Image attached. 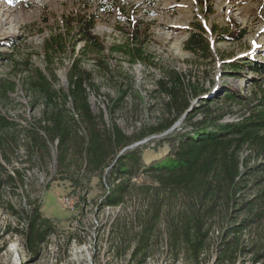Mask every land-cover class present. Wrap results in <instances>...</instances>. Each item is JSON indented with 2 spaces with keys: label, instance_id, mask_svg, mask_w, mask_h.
Segmentation results:
<instances>
[{
  "label": "rangeland",
  "instance_id": "obj_1",
  "mask_svg": "<svg viewBox=\"0 0 264 264\" xmlns=\"http://www.w3.org/2000/svg\"><path fill=\"white\" fill-rule=\"evenodd\" d=\"M88 18H93L92 34L105 47L99 55L80 54L81 43L73 44L77 23ZM197 23L211 41L214 62L183 49ZM212 27L242 37L226 40L212 35ZM51 37L61 40L65 50L48 66L42 47ZM126 43L140 48L139 59L130 62L126 54L110 50ZM0 53L7 56L0 61V77L16 84L15 91L0 101L1 116L19 126L35 124L42 107L22 86L28 74L23 65L40 69L55 89H65L67 69L77 57L97 87L88 89L97 128L116 125L127 137H140L127 149L141 148V158L127 177L136 189L121 203L104 205L110 191L107 170L102 176L87 175L75 153L59 164L56 144L48 147L49 156L44 153L40 159L28 158L22 147H6L10 163L4 167L13 175L17 169L23 183L0 186V264H264V210L257 208L260 218L245 227L248 216L239 210L256 194L257 176L249 178L232 218L220 214L211 221L197 262L189 260L184 246L171 248L168 242L167 227L175 221L177 207L163 213L145 248L136 252L148 205L141 187L154 185L145 167L167 154L163 140L177 132L190 133L193 123L203 117V105L222 115L223 121L234 122L260 100L264 73L249 66H264V0H0ZM230 62L240 68H224L223 63ZM171 70L204 92L200 98H190L189 119L185 113L163 133L151 135L153 128L174 117L156 86ZM119 82L125 96L117 101ZM225 93L234 98L224 100ZM82 142L81 127L71 149L76 152ZM22 143L16 140V145ZM249 153L244 151L242 157ZM255 161L251 154V165ZM76 171L72 184L65 175ZM32 204L51 226L36 252L25 247L22 234V211Z\"/></svg>",
  "mask_w": 264,
  "mask_h": 264
},
{
  "label": "trees",
  "instance_id": "obj_2",
  "mask_svg": "<svg viewBox=\"0 0 264 264\" xmlns=\"http://www.w3.org/2000/svg\"><path fill=\"white\" fill-rule=\"evenodd\" d=\"M92 26L93 18L77 23L73 44L81 43L78 49L80 54L88 52L99 55L105 50L100 39L92 34ZM195 28L185 40L183 49L214 62L212 44L206 36L204 26L197 23ZM210 31L212 35L226 40L242 37V33L236 35L226 30H217L216 27H212ZM63 46L64 43L57 37L44 41L42 50L48 66L55 56L64 52ZM110 50L126 54L130 62L141 57L140 48L129 46L128 43L112 46ZM6 59L5 53H0V61ZM223 64L229 70L240 68L234 62ZM249 67L259 74L264 73V66L261 64L254 63ZM23 70L28 74L22 86L40 101L42 108L36 123L26 126H19L0 115V186L4 183H23L17 169H14L13 175L4 167L10 163L6 147H22L28 158L40 159L45 156L44 153L49 156L48 147L56 144L59 164L65 162L68 154L75 153L81 159L83 169L86 168L87 175L102 176L107 170L110 191L104 197V205L121 203L126 196L130 197L136 188L127 177L131 166L141 158V148L130 150L127 147L140 137H127L116 125H112L110 129L97 128L88 101V89L97 90L91 73L83 70L79 59L75 57L67 69L66 88L55 89L40 69L29 70L28 63H25ZM184 77L171 70L157 81V91L166 98L165 104L174 113V117L167 125L153 128L151 135L163 133L170 128L187 113L190 98H200L203 95L204 91L197 84L185 82ZM15 87V83L0 77V101L7 99L8 94L15 91ZM116 91L117 101L125 96V90H121V82ZM260 93L262 96L257 105L237 121H223L222 115H217L206 104L203 105L205 112L202 119L193 123L190 133L177 132L163 140L168 146L167 154L160 160L149 162L145 167L154 185L141 187L144 188L148 205L142 214L141 236L136 243V252L145 248L163 213H169L177 207L176 219L167 227L168 242L171 248L184 246L189 260L197 262L204 252L211 221L220 214L227 216V220L232 218L234 208L239 204V195L249 178L255 176L256 194L241 203L239 210L248 216L243 227L260 218L255 211L259 207L264 210V92L261 90ZM233 96L225 93L223 99L229 101ZM236 96L239 98L237 93ZM190 112L186 115L188 119L191 117ZM81 127L83 142L75 152L71 145ZM16 140L23 143L16 145ZM246 150L250 152L249 155L242 157ZM251 154L256 160L252 165ZM77 174L78 171L75 174L66 173L65 179L73 184ZM22 214L24 245L28 250L36 252L51 233L50 222L41 216L39 207L34 204L30 205L28 211H22ZM227 248L229 244L225 250Z\"/></svg>",
  "mask_w": 264,
  "mask_h": 264
},
{
  "label": "water",
  "instance_id": "obj_3",
  "mask_svg": "<svg viewBox=\"0 0 264 264\" xmlns=\"http://www.w3.org/2000/svg\"><path fill=\"white\" fill-rule=\"evenodd\" d=\"M176 127V126H173V128Z\"/></svg>",
  "mask_w": 264,
  "mask_h": 264
}]
</instances>
